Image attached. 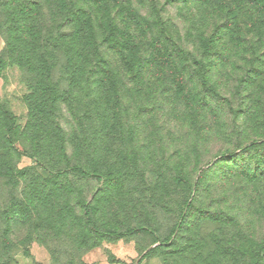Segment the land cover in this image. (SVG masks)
Wrapping results in <instances>:
<instances>
[{
  "label": "rangeland",
  "instance_id": "obj_1",
  "mask_svg": "<svg viewBox=\"0 0 264 264\" xmlns=\"http://www.w3.org/2000/svg\"><path fill=\"white\" fill-rule=\"evenodd\" d=\"M75 3L0 0V247L14 250L8 264H264V190L248 194L241 177L222 183L218 166L209 180L198 179L218 153L234 149L237 136L264 159V0H118L111 7L106 23L120 21V43L108 52L106 100L119 138L110 141L106 180L91 183L71 172L59 177L30 157L41 148L60 167L75 164L72 71H55L58 88L52 76L43 80L45 118L37 130L27 106L35 71L7 51L16 34L7 21H19L20 36L34 47L48 35L45 24L58 33ZM128 35L137 39L133 54L123 42ZM197 62L219 103L200 87ZM184 181L202 195L177 219L173 198ZM86 192L95 194L88 201L93 227L82 229ZM92 239L95 247L84 250ZM238 247L249 251L248 261Z\"/></svg>",
  "mask_w": 264,
  "mask_h": 264
},
{
  "label": "trees",
  "instance_id": "obj_2",
  "mask_svg": "<svg viewBox=\"0 0 264 264\" xmlns=\"http://www.w3.org/2000/svg\"><path fill=\"white\" fill-rule=\"evenodd\" d=\"M82 4H87L90 8L85 9L82 7ZM117 5L118 0H77L75 8L72 7L70 12L64 13V17L67 20L60 23L58 33H53L51 26L45 24L43 29L46 30L48 35L44 39L38 40L37 45L34 47L28 46L27 39L20 36L19 28L21 23L19 21H7L6 25L7 31L16 32L15 36L10 34L11 38L7 42V51L15 55L20 65H29L35 71V91L32 90L31 95L27 98L30 127L40 130L43 118H45L41 96V85L45 77L50 78L52 76L53 85L55 88H58L59 79L53 75L55 71H63L64 69L72 71L74 75L75 115L78 122L75 120L79 134L78 137H75V164L68 162L63 167H60L58 157L56 155L49 157L46 151L41 148H38L35 154L30 153V157L43 169L52 171L59 177H67L66 173L68 172L73 173L75 179L81 183L106 180L109 172L106 156L108 151L112 149L110 141L118 140L119 138V135H116L111 130L112 125L110 124L106 100V96L109 93L106 73L108 52L110 51V44L117 45L120 43V40H116L115 37L116 31L118 32L119 30L120 21H117V26L112 24L108 27L106 15L110 18L111 7ZM99 17H101V20L96 21ZM28 26H33L36 31H39L34 26V21L29 22ZM128 36L130 37H127L123 42L130 49L132 48L130 53L133 54L136 50L134 45L137 44V39L133 37L131 41V35ZM194 62L196 61H192V64ZM2 65L3 60L0 58V66ZM196 66L197 71L195 75L200 87L203 90L209 91L213 99L219 103V99H221L220 95L215 89L210 87L206 80L204 63L197 62ZM81 93H83L82 100L80 99ZM55 95L54 102L58 103V96L56 97ZM8 130L9 135L13 137L16 129L11 123L8 126ZM230 133V129H226V133H222V139L229 140L231 138ZM234 140L236 144L233 147L234 149H226L218 153L215 156V159H217L215 163L202 171L198 179H202L205 176V180H209L206 175L214 167L218 166L219 171H221L219 177L222 183L241 177L243 179L242 182L245 183L244 188L246 192L248 194H257L259 191L264 190V159L256 157L257 148L252 141L246 144L241 143L242 136L240 138L237 136ZM27 151L28 149H25V152ZM259 160L263 161L260 162ZM48 163H54L56 168L52 170L48 166ZM198 163L201 164L200 160L196 159L194 165ZM201 167L199 165L197 169L200 170ZM6 176L12 177L9 173H6ZM193 183L186 184V181H184L175 190L172 212L176 215L177 219L180 218L183 212L190 214L195 209L197 199L202 195L198 194L196 189L192 192ZM195 185L197 186L198 183H195ZM93 195H95L94 192H86L84 199L79 200L80 217L78 224L82 229L93 227L88 203L90 197ZM191 195H193L192 198ZM189 200L190 203H188ZM177 227L178 224H174V232ZM106 228V226L105 228L103 227V230ZM179 228L181 229L182 225ZM96 231L111 233L109 229L106 231L96 229ZM82 246L86 251L95 247L94 239L92 241L86 240ZM238 249L246 255L245 260L248 261L250 259L248 255L249 251H245L241 247H238ZM13 252V248L8 247L3 249V247H0V264H8L13 256Z\"/></svg>",
  "mask_w": 264,
  "mask_h": 264
}]
</instances>
